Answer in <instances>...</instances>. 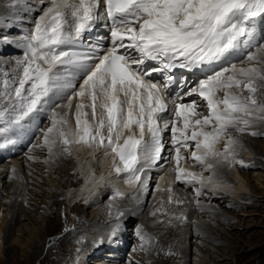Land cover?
I'll return each instance as SVG.
<instances>
[{
  "label": "snow or ice",
  "instance_id": "snow-or-ice-1",
  "mask_svg": "<svg viewBox=\"0 0 264 264\" xmlns=\"http://www.w3.org/2000/svg\"><path fill=\"white\" fill-rule=\"evenodd\" d=\"M0 7L8 10L0 15V43L11 44L20 0H0ZM100 21H106L107 44L85 46L84 34ZM258 23L264 25V0H51L30 32L20 30L21 55L0 81V149L14 146L47 112L49 126L38 129L41 142L33 145L47 149L46 163L71 157L74 146L103 149L113 156L116 175L144 190L148 168L160 160L174 162V181L199 184L198 198L213 184L218 165L248 166L236 159L239 141L232 133L264 122V44L250 51L258 43ZM241 54L248 66L221 67L166 96L176 83L169 74L176 68L213 69ZM154 73L169 74L163 87L150 79ZM189 96L206 102L207 115L195 100L184 102ZM59 99L67 102L56 104ZM169 104L170 117L165 116ZM166 131L175 153L170 157L162 156ZM188 159L213 174L205 177L181 166ZM167 191L169 203H183L174 200L171 187ZM116 196L123 193L117 190ZM122 216L114 217L110 238L121 230ZM135 235L140 250H146L152 238L142 227Z\"/></svg>",
  "mask_w": 264,
  "mask_h": 264
},
{
  "label": "rangeland",
  "instance_id": "rangeland-1",
  "mask_svg": "<svg viewBox=\"0 0 264 264\" xmlns=\"http://www.w3.org/2000/svg\"><path fill=\"white\" fill-rule=\"evenodd\" d=\"M27 1L28 0H20V4L22 3L25 5L27 9H35L38 7L43 8L44 5L47 6V2H51V0ZM27 9L25 12L28 14L29 11H27ZM39 13L40 12L35 11L36 15H33V19L29 18V14L28 17L26 15L15 14V16L17 15V19H19L20 16L21 18L19 19L20 22H17L18 29L13 31L9 37L12 41L11 46H17V44L21 43L20 30L23 32H30L33 24H35L39 17H37ZM22 16H25L23 17V19L25 18V22L22 19ZM29 19L31 22H29ZM257 41L259 42L256 47H253L250 51L256 52V48H258L260 44H264V40L260 41V35H257ZM1 46L4 45L0 43V47ZM7 47L8 46L5 48L3 47L4 50L0 49V57H5L8 63L4 68L9 69L14 67V62L20 57L22 51L14 52V49L11 51L5 50ZM13 52L14 58L12 56L9 57ZM19 53L20 55H18ZM235 62L236 63L233 64H236L237 67L248 66L245 55ZM230 65L224 67H230ZM3 78L4 77L0 76V81H2ZM193 98L191 97V100H193ZM199 100L196 101L199 105L198 110L203 111L206 108V104H203L204 101L202 102V100ZM66 102V99H59L56 101V104L62 105ZM202 106L203 110L201 108ZM59 108L61 110L65 109L63 107ZM172 108L173 107H170L169 105V112H171ZM167 116L170 117V113ZM48 126V113L45 112L34 119V124L29 126L27 131L19 137L14 146L0 149V264H51L50 259H46L48 245V247L45 246L42 254L45 260L36 262V260H33L34 257L32 256L34 250L33 240L39 238L43 233L42 231L46 230L47 227L50 226L49 224L54 221V219L48 215L44 217L43 215L41 216V213L43 208H45L46 199L53 193V187L58 184L55 168L58 158L54 159L51 163H46L45 161L49 159L47 149L33 146L41 142L39 139L41 134L38 129L46 128ZM254 128L262 130V128H264V122L258 123ZM249 132L243 134L236 132L232 133L239 141L237 157L243 156L242 161L248 166L242 167L234 164L230 167L227 164H223L218 165L213 170L216 175L217 171L228 168V184L231 185V190L229 191L235 193L234 195L229 192L215 189L216 192H220L217 197L214 195L209 198L202 196L197 198L195 189L199 187L198 184L192 185L175 182V174L172 171V168L175 166L174 162L166 164L163 160H160L158 161V165H155V168L160 167L161 172L154 175H152V172L154 171L148 172V177H150L148 181L149 186L146 188L145 199L140 206L142 211L140 210V213L136 215L131 214L132 217L124 216L121 218L120 235L117 234L115 238H112L113 242L116 243L115 246L109 245L96 255L91 257L85 256L84 258V249H89L90 244L92 243L91 241H95L92 239V236L99 234L102 230L106 229L108 224L104 222L103 225H97L95 228L91 229L90 233H88L89 236L81 235L82 237L78 244L67 243V249L71 252L70 254L68 252V255L66 254L67 256L64 258V264H93V259H100L97 264H136V262H138V264H264V134L252 136ZM164 134H166V137L163 138V148L165 146V150L162 151V156L170 157L174 155V151H172L171 134L170 131H166L162 135ZM25 135L28 137L23 139ZM0 142H2V140H0ZM217 147L222 150L223 141ZM29 156L34 157V159H28ZM99 160L100 156L97 155L94 163L91 164L93 173H96V175L99 174L100 170V164L98 163ZM247 160L250 161L247 163ZM182 162L181 165L184 164V167L190 168L195 173L203 172L205 177L213 174L212 172H205L199 165L194 166V162L190 159ZM97 163L98 165H96ZM50 165L51 168L49 169ZM13 169H15V172H13ZM234 169H237V174ZM100 172L102 173L103 171ZM165 173L168 174L171 181L169 186L172 188L174 200L178 199L183 201V203H169L168 197L170 193L168 192L169 194L166 195L164 193L165 188H163L161 193L163 196L160 195V198L155 201V205L153 204L152 206L155 207V209L151 210L149 213L147 219L149 221L148 226L145 227L139 225L141 217L145 214L144 207L148 206L151 199L159 193L158 183ZM24 177L27 179L25 182L28 186L27 193L23 196L17 193L14 194V188L21 185ZM237 180L243 182L245 189H235L239 182ZM80 185L75 189H78ZM168 187H166V190ZM135 188L136 186L131 188V191L135 190ZM209 188L211 187L208 185L204 189L203 194H205L206 190ZM30 190H35L37 195L34 194L33 197L30 194ZM222 195H225V197L222 198ZM111 198L113 203H119L118 201L121 200L122 196H116V191L101 195L100 198L87 209L90 214L88 218L90 219V217H93L97 209L101 206H111L112 204L109 202V200L111 201ZM229 198L232 199L230 200ZM192 199L195 206L192 208L190 218H188V220L186 219L187 221L175 219V216L181 214L184 215L186 206L189 202H192ZM197 199L200 201L199 204L196 203ZM14 200L19 203L18 207L14 210L18 215V218L14 222L13 228L11 229L12 232L9 235L4 236V229L6 228L12 213L11 202ZM223 200L224 202H222ZM127 203L128 202L125 201L122 204L126 205ZM201 208L203 210L208 209L210 212H207L211 213V215L208 216L207 214H204L205 212H203ZM158 209L160 211H157ZM103 212L100 211L102 217L107 218L109 214ZM153 212H156L155 216L152 215ZM216 214H221L222 218L216 216ZM58 217L59 215L56 218L58 219ZM224 217L226 220L223 219ZM112 222H110V224ZM221 222L223 225H220ZM184 223L189 224L190 227L193 228L195 227L194 225L199 223L204 224L212 230L214 236L219 239L221 238V241L214 243L211 240L202 237L200 232L186 235L188 227H186ZM138 227H142L144 232L152 238L149 247L143 251L140 250V241L135 235V230ZM78 229L80 230V228ZM78 229L70 231L74 235L79 231ZM176 232L177 236L175 237ZM64 236L62 238H64ZM69 236H66V239L69 238ZM95 239L99 242L100 240L106 239V237L99 236ZM170 241L175 246L178 243L184 244V246H182L184 251H182L181 254L174 253L172 255L169 253L173 252L166 249V252L161 251L160 254H153L154 257H148L150 252L154 253V245L152 246L153 243L156 244L161 242L164 244V242L168 243ZM9 246L13 247V249H8ZM107 251H112V255H103L105 252L109 253ZM37 255L39 256L40 254L38 253ZM214 257L215 260L213 259ZM217 257L219 260H216ZM46 260L47 262H44Z\"/></svg>",
  "mask_w": 264,
  "mask_h": 264
},
{
  "label": "bare ground",
  "instance_id": "bare-ground-1",
  "mask_svg": "<svg viewBox=\"0 0 264 264\" xmlns=\"http://www.w3.org/2000/svg\"><path fill=\"white\" fill-rule=\"evenodd\" d=\"M29 1L33 2L34 0H28L27 2H29ZM47 3H48L47 6L44 5L43 8L38 7L35 9H27L25 7V5H23L21 3L19 10L15 11L16 12L15 14L26 15L27 17L29 14V18L33 19L34 18L33 15H36L35 11L40 12L39 13V15H40V14H42L43 10L46 7L50 6L51 2L50 3L47 2ZM29 7H32V6H29ZM26 9H27V11H29L28 14L25 12ZM7 11H8L7 9L0 7V15L6 13ZM39 15H37V17ZM16 16H15V19L13 20V22L17 24V22L19 21L21 16L19 19H17ZM23 17H25V16H22V19H23ZM37 17H35V18H37ZM24 22H25V20H24ZM29 22H31V20ZM25 28H27V27H25ZM17 29L18 28L14 29L13 31H15ZM95 29L102 31V27L100 26V22H98L97 25L91 31L86 32L84 34V45L85 46H87L88 44H96L97 40H99L102 37L100 34H103V33L95 32L94 31ZM261 33H263V32L260 31V24L258 23L257 35L258 36L260 35V37H261V35H262ZM2 44L4 46H1L0 49H3V47L5 48L6 46H8L5 50L11 51L14 49V52L15 51H17V52L22 51L18 47V44H17V46L16 45L11 46V44H5V43H2ZM14 52L9 57L12 56L14 58V56H13ZM18 55H20V53ZM231 59H232V63H236L235 62L236 61L235 56H233ZM7 63L8 62L5 59V57L4 58L0 57V76H2V77H4L3 74L5 71H7V70H8L7 72L12 71V68H9V69L4 68ZM223 64H221L217 69L224 67ZM228 65H230V64H228ZM176 77H179V75H177ZM202 79H204V78H202ZM159 85L161 87H163L162 84H159ZM166 96L170 99L169 94H167ZM189 97H192V96H189ZM193 100L201 101V98L198 96H194ZM261 100H262V102H264V97H261ZM184 102H188L187 99L186 100L184 99ZM74 103H75V101H74ZM196 103H198V102H196ZM203 104H206V102H203ZM169 105H170V107H174L172 104H169ZM201 108L203 110V106ZM59 109L60 108H57V110L61 113H63V111H67V109H64V110H61V109L59 110ZM202 112L205 115H207L206 108ZM169 113H166L165 116H167ZM70 120L74 124V119L71 116H70ZM36 121H37V119H36ZM32 124H34V121L32 122ZM250 131H258L261 134H264V128H262V130H257L255 128H252V129H250ZM27 137L28 136L25 135L23 139H26ZM165 137H166V134L163 135V138H165ZM163 149L165 150V146ZM97 155L100 156V160L98 161V163L100 164V166H99L100 170H99L98 175H96V173H93V170H92L93 168H91V164L94 163L95 157ZM57 158H58V160H57V165L55 166V168H56V176H57L58 184H57V186L53 187L54 189L52 188L53 193L49 198L46 199L45 208H43L42 213H41V216L43 215V217H44V216L48 215V216L52 217V219H54V221H53V223L51 222V224H49L50 226L47 227L46 230H43V231L41 230L43 233L39 238H36L33 240V245H34L33 249L34 250L32 252V256L34 257L33 260H36V262L41 261V260H45L42 254L44 252L45 246L48 245L49 247L47 246L48 251L46 253V259H50L51 264H64V262H65L64 258H66L65 256H67L68 252H69L67 249V246H66L67 243L78 244L77 241L80 242V239L83 235L89 236L88 233H90L91 229L95 228L97 225H103L104 222H106L108 224L106 229L101 231L102 235H101V233H99V234L92 236V239H94L95 241H91L92 243L90 244L89 249H87V248L84 249V251H83L84 258H85V256L91 257V256L96 255L103 248H107V246H109V245L115 246L116 243H114L113 239L109 237V232L111 231V225H112V223L110 224V222H112L114 220V217L117 215L118 212L123 213L122 217H124V216L132 217L131 214L136 215V214L140 213L139 211L140 210L142 211V208L140 206L142 205V203L145 199L146 189L141 190L139 188V186L136 185L135 190L131 191V188H133L134 186H129L127 183H125V175H123V174L121 176L116 175V173L112 170L113 156L111 154L106 156L104 154L103 149H89L86 146H84V147H75L74 146L73 147V154L71 157H57ZM236 158H237V160H242L243 156L242 157L239 156ZM248 161H250V160H247V163H248ZM98 163L96 165H98ZM157 165H158V162H157L156 166ZM181 166L184 167V164H182ZM236 166H241V165L236 164ZM152 167L147 169V171L145 172L146 176H149V173H148L149 171H154V172H152L153 173L152 175L158 174L159 172H161L160 167L155 168V165ZM50 168H51V165L49 166V169ZM87 168H88V170H87ZM185 168H187V167H185ZM187 169L189 171L194 172L190 168H187ZM234 170L236 171V174H237V169H234ZM100 171H103V172L101 173ZM227 176H228V168H224V169L217 171L213 184L209 185V187H211V188L207 189L206 193L205 194L202 193L200 196L205 197V198H209V197H213L215 195L217 197V195L220 192H216L215 189H219V190H222L225 192H229L230 194L234 195L235 193H233L232 191H229V190H231V187H230L231 185L228 184L229 179ZM26 180H27L26 177H24V180L21 183V185L14 188V190H15L14 194L17 193V194L23 196V195H25V193H27L26 191L28 190V186L25 183ZM237 181H239V182L237 183L238 186L235 189H237V190L240 188L245 189V185L243 184V182L241 180H237ZM170 182L171 181H170L167 173H165L164 176L162 178H160L159 183H158L159 184L158 185V189H159L158 192L159 193H157V195L155 197H153V199H151L148 206L144 207L145 214L141 217V221H140L139 225H142L145 227L148 226L149 221L147 219H148L149 213L151 212V210L155 209V207H152V206H153V204L155 205V201L158 198H160V195H162L161 193H162L163 188H165L164 193L166 195L169 194L168 191L166 190V187H168L171 184ZM80 184H82V185H80ZM79 185H80V187L78 189H75ZM217 185H218V187H217ZM148 186H149V184H148ZM198 186L200 187L199 184H198ZM169 187H171V186H169ZM117 190L119 192L125 194L122 196L121 200L118 201L119 203H115V202L113 203L112 198H111L112 202L109 200V202L112 204L111 206H109V207L105 206V205L101 206L100 208L97 209V211L93 215V217H90V219H89L88 217L90 216V214H89V211L87 209L93 203H95L96 200H98L101 195H103V194L105 195L108 192L117 191ZM30 194L32 196L34 194H36L35 190L34 191L30 190ZM223 197H225V195H222V198ZM229 199L231 200L232 198H229ZM125 201H127L128 203L126 205H123L122 203ZM190 201H191V199H190ZM222 202H224V200ZM11 203H12L11 204L12 213H11L9 221L6 225V228L4 229V236H7L12 232L11 229L13 228L14 222L18 218V215L14 212V210L18 207L19 203L16 200L12 201ZM107 205H108V203H107ZM194 206L195 205H194V202L192 199V202L188 203V205L186 206V210L184 211V216L187 217V220H188V218H190L191 211H192V208ZM58 210H60V211H58ZM100 211H102V212L104 211V212L108 213L110 216L108 215L109 217L107 216V218L106 217L104 218V217H102V214L100 213ZM202 211L205 212L204 214H207L208 216L211 215V213H208V212H210L208 209H205V210L202 209ZM57 214L59 215L58 219L56 218L58 216ZM216 216L222 218L221 214H216ZM121 218H120V224L122 222ZM192 219H194V218H192ZM223 219L226 220L225 217ZM184 225H186V227H188V231H187L186 235L196 234L197 232H200L202 237L209 239L214 243L221 241V238L219 239L218 237L214 236L212 230L208 226L206 227L204 224L199 223L197 225H194L195 226L194 228L190 227V225L187 223H184ZM220 225H223V223L221 222ZM89 226H91V227H89ZM86 227H88V228H86ZM101 227H103V226H101ZM78 228H80V230ZM66 229H68L69 231L73 230V229H78L79 231L73 235L71 233V231L70 232L66 231ZM63 233H65V234H63ZM64 235H66V236L70 235V236H69V238L66 239V236H64ZM118 235H120V233H118ZM63 236H64V238H62ZM99 236L106 237V239H103V240L99 239L100 241L98 242L97 239H95V238L99 237ZM176 236H177V232L175 234V237ZM65 240H66V242H65ZM101 241H103V242H101ZM153 245H154V253L150 252L148 257H150V256L154 257L155 253L160 254L161 251L166 252V249L170 252H173V254L174 253H176V254L180 253L181 254L182 251H184V249L182 248V246H184V244L178 243L175 246L171 243V241L168 243L164 242V244H162L161 242L160 243L158 242L156 244L153 243L152 246ZM77 246H79V245H77ZM152 246H150V247H152ZM8 249L11 250V249H13V247L9 246ZM70 252H69V254H70ZM107 252H109V253L105 252V253H103V255L104 254L106 256L112 255V251H107ZM38 253L40 254L39 256L37 255ZM33 257H31V258H33ZM215 257L213 258L214 260H215ZM216 260H219V258L217 257ZM99 261H100V259H93L92 263L97 264ZM179 261H181V260H179ZM44 262H47V260Z\"/></svg>",
  "mask_w": 264,
  "mask_h": 264
}]
</instances>
